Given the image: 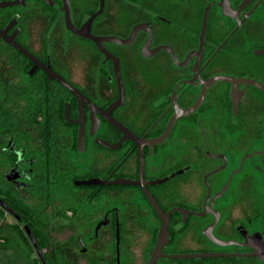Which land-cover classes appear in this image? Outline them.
Masks as SVG:
<instances>
[{
	"label": "flooded vegetation",
	"instance_id": "flooded-vegetation-1",
	"mask_svg": "<svg viewBox=\"0 0 264 264\" xmlns=\"http://www.w3.org/2000/svg\"><path fill=\"white\" fill-rule=\"evenodd\" d=\"M0 264H264V0H0Z\"/></svg>",
	"mask_w": 264,
	"mask_h": 264
},
{
	"label": "water",
	"instance_id": "water-1",
	"mask_svg": "<svg viewBox=\"0 0 264 264\" xmlns=\"http://www.w3.org/2000/svg\"><path fill=\"white\" fill-rule=\"evenodd\" d=\"M119 181H115V182H110V183H118ZM89 183H91V182H89ZM106 183H109V182H106ZM167 234H168V232H167V229H166V227L164 226V228H163V230H162V233H161V239L162 238H165L166 236H167ZM160 246H161V241H160V243H159V245H158V249L160 248ZM155 260V255H154V257H153V261Z\"/></svg>",
	"mask_w": 264,
	"mask_h": 264
}]
</instances>
